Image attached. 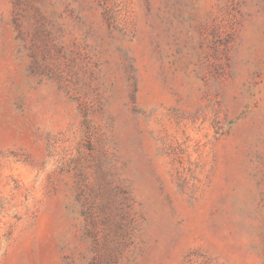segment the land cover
<instances>
[{"label": "rangeland", "instance_id": "obj_1", "mask_svg": "<svg viewBox=\"0 0 264 264\" xmlns=\"http://www.w3.org/2000/svg\"><path fill=\"white\" fill-rule=\"evenodd\" d=\"M0 264H264V0H0Z\"/></svg>", "mask_w": 264, "mask_h": 264}]
</instances>
